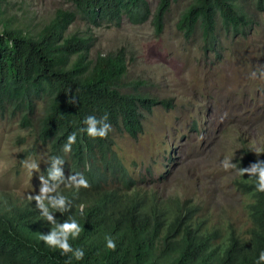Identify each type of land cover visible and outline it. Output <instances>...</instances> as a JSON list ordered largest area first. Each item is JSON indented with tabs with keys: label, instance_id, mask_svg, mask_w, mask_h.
<instances>
[{
	"label": "trees",
	"instance_id": "16d2710c",
	"mask_svg": "<svg viewBox=\"0 0 264 264\" xmlns=\"http://www.w3.org/2000/svg\"><path fill=\"white\" fill-rule=\"evenodd\" d=\"M175 1L157 0L151 10L148 0H67L68 7L56 8L47 21L21 26L5 14L0 0V118L18 117L23 127L33 128L37 142L48 146L46 179L51 161L59 157L65 181L82 174L90 185L78 190L60 185L58 193L70 204L63 213L50 208L55 224L44 218L35 200L12 201L0 193V264H264L259 260L264 253V192L256 190L257 176L238 174L235 182L250 198L248 237L229 232L216 244L177 205L166 215L165 204L157 205L136 188L113 153L114 134L135 138L145 115L167 101L139 89L143 80L124 83L123 48L90 56L91 28L149 21L158 34ZM251 1L264 11V0ZM74 20L85 28L67 32ZM253 23L244 0H188L174 25L184 39L198 33L203 50L210 51L217 45L218 29L242 35ZM105 115L111 124L106 138L93 139L81 131L86 117ZM73 133L76 142L65 153L63 146ZM257 160L264 162V148L258 155L244 150L236 162L238 172ZM72 220L81 231L76 238L70 234L68 243L73 252L83 250L80 260L41 238ZM108 238L115 250L107 247Z\"/></svg>",
	"mask_w": 264,
	"mask_h": 264
},
{
	"label": "rangeland",
	"instance_id": "374dc122",
	"mask_svg": "<svg viewBox=\"0 0 264 264\" xmlns=\"http://www.w3.org/2000/svg\"><path fill=\"white\" fill-rule=\"evenodd\" d=\"M156 1L148 0L151 10ZM187 1L170 5L158 34L149 21L91 28L89 54L123 48L124 83L143 80L139 89L167 101L145 115L135 138L113 135V153L133 185L157 205L165 204L168 216L177 205L180 214L191 216L214 243L222 244L229 232L247 238L251 227L250 198L235 185L236 162L244 150L258 155L264 148V11L244 0L254 23L242 35L218 29L217 45L209 51L203 50L198 33L184 39L175 28ZM2 6L14 23L26 26L47 21L68 2L2 0ZM84 28L74 20L67 32ZM225 159L235 168L225 170ZM25 161L39 169L29 172ZM47 165L48 146L35 140L33 128L23 127L18 117H1L0 193L12 201L39 195Z\"/></svg>",
	"mask_w": 264,
	"mask_h": 264
},
{
	"label": "clouds",
	"instance_id": "9594fccd",
	"mask_svg": "<svg viewBox=\"0 0 264 264\" xmlns=\"http://www.w3.org/2000/svg\"><path fill=\"white\" fill-rule=\"evenodd\" d=\"M253 77L256 76V73H252ZM261 77H264V71L260 73ZM107 116H103L101 118H97L95 116L86 117L84 123L87 126L86 129H81V131H86L87 135L93 139L106 138L108 132L111 130V124L107 122ZM76 142V134L73 133L68 136L67 142L63 146V150L65 153H69L72 150V145ZM25 167L29 170V172H34L39 169V165L35 162H24ZM64 161L59 157L54 158L51 161V167L47 172V179L44 175L40 176L41 188L39 190V195L30 196V199L35 200L37 208L40 210L41 214L44 218L50 223L55 224L56 219L54 215L50 211L51 209H55L60 211L61 213L69 210L70 202L58 193V189L61 184H64L65 187H75L77 190L80 188H89L87 180L83 177L82 174L71 175L66 181L64 179V174L62 171V165ZM221 166L225 169L235 168V164H233L230 160L225 159L221 161ZM240 175L247 174L249 177L257 176V191L264 192V162L257 160L255 163L251 164L248 168H240ZM49 181L52 183L50 184ZM55 193V195H52ZM83 208V206H81ZM81 229L76 223L75 220L71 222H64L62 224L57 225V227L50 232L48 235H42V239L49 247L59 248L62 254H67L72 252L74 257L77 260L83 258V250L77 249L73 252V249L68 243L69 235L73 238L79 236ZM107 247L109 249L115 250L116 245L111 238L107 239ZM259 260L264 262V253H261Z\"/></svg>",
	"mask_w": 264,
	"mask_h": 264
}]
</instances>
